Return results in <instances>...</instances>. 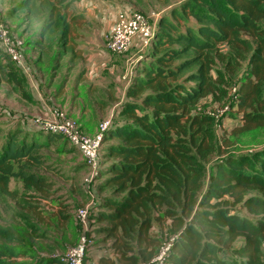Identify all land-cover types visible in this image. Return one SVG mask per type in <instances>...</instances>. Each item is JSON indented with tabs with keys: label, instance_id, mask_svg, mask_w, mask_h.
<instances>
[{
	"label": "trees",
	"instance_id": "trees-1",
	"mask_svg": "<svg viewBox=\"0 0 264 264\" xmlns=\"http://www.w3.org/2000/svg\"><path fill=\"white\" fill-rule=\"evenodd\" d=\"M72 2L17 0L8 11L21 16L23 31L40 21L39 39L32 42L42 64L57 63L67 53L74 59L68 43L73 23L83 17L71 13ZM176 6L154 22L152 50L140 63L142 75L130 82L104 131L106 162L100 160L92 179L105 173L97 188L113 189L99 197L91 188V243L84 264H156L161 246L171 238L162 264H264V147L238 158L230 151L245 134L264 129V0H180ZM47 50L52 51L50 60ZM185 73L183 83L174 84ZM35 94L29 91V98L39 106ZM224 106L228 109L214 132V117ZM2 112L8 114V109ZM39 116L47 115L16 111L12 125L17 128L0 139V264H64L49 255L58 248L48 249L47 242L62 243L58 236L64 239L67 224L82 233L76 211L71 217L59 206L47 217L36 205L28 209V241L37 245L27 244L26 234L16 227L21 223L13 221L27 218L15 210L14 178L34 190L38 201H53L52 182L31 169L42 167L45 159L38 150L49 144L37 142L36 135L69 143L62 134L37 126ZM21 133L34 139L17 141ZM245 212L259 217L252 221ZM3 213L10 219H3ZM94 220L104 224L101 241L111 239L104 252L94 246ZM44 230L53 232L51 239L42 238ZM228 249L238 259L221 254Z\"/></svg>",
	"mask_w": 264,
	"mask_h": 264
},
{
	"label": "rangeland",
	"instance_id": "rangeland-1",
	"mask_svg": "<svg viewBox=\"0 0 264 264\" xmlns=\"http://www.w3.org/2000/svg\"><path fill=\"white\" fill-rule=\"evenodd\" d=\"M16 1L17 0H0V21L10 31L11 36L15 40L14 41L15 46L18 47L19 50H21L23 49V46L22 44L19 43L18 39H16L17 37L16 34L20 35L21 32L23 33L24 27L21 26L20 24L21 16L19 15L11 16L8 13L9 9L13 7ZM76 1L77 0H73L71 4V13L75 15L77 14L82 15L78 11V8L76 6ZM179 1L180 0H126V5L130 6L133 10L139 11L140 13L144 14L146 17H148L149 22L152 23L150 14L156 12L155 16L160 17L161 15L166 13L171 7H177V9H179L178 6H176L179 3ZM85 15L86 14H83L82 15L83 18L79 21L76 20L72 26L71 39L69 40L68 44L73 46V49H74L73 58L87 59L91 56L93 52H95L94 49L97 46H101L103 48L106 43V40L104 41L103 39L104 37L100 36L99 34V30L101 28L99 23L91 20L90 18H86ZM43 17H46V16L44 15ZM85 19L87 21L84 25L83 23ZM40 24L41 23L38 20H35L31 24V26L27 30V38L25 40V43H28V45L32 46L33 45L32 41H35V39L36 40L39 39L37 38V36H38V30H39ZM190 24L194 25L193 21H191ZM51 44H55V42L52 41ZM29 49L30 47H28V50H26V53H27L26 55H28ZM51 50H47V53L49 54V60L51 58L50 56L52 53ZM106 52L109 53L107 49H106ZM149 53H148V56H149ZM109 54H110V57L115 61L117 66L125 60V56H122L121 54H119V56L111 55V53ZM113 54H118V53H113ZM66 57L67 58L70 57V61H68V65L71 66L74 63L73 59L71 58L72 54L68 53ZM148 60H150V58ZM52 63L53 62H51L48 65L42 64L41 62L38 63L39 64L38 70L43 74V77L47 78L48 74L50 73V70L52 71V69L50 68ZM0 66L2 67V70H3L2 72H0V131H1L0 139L4 140L7 138L9 131H11L12 129L15 130L17 128L16 126L12 125L13 123H15V120H14L15 118H13V115L16 114V111H25V113L28 114V110H27L28 108L29 109L35 108L36 110L35 112H33V110H30L32 111L33 115L34 114L44 115L45 110L40 104H38L39 106L34 105L35 100H33V97L31 98L33 100L31 102L29 98L30 90H28L27 88V82H26L27 80L24 78V75L16 68L15 64L10 59V56L7 53H5V51L2 48H0ZM135 66L133 68L129 67L130 72L133 71L134 73L137 66H139V63L136 64ZM84 67H85V64H83V68ZM121 70L122 68H118V70L115 72L120 73ZM7 71L12 72V76L15 78L13 81L11 80L12 77L8 75ZM59 74H60V77H63L62 71H59ZM113 74L115 75V73ZM105 76L108 79L111 78L110 75L106 74ZM185 76H186V73L180 75V77L174 82V84H177V83L182 84ZM225 77H227V74ZM185 85H187V83H185ZM70 90H71V94L75 93L73 89L70 88ZM76 93H80L82 102L88 101L84 90H80V92L76 91ZM105 94L106 92H103L101 90L97 91V95L99 97H103V95ZM35 96L37 95L35 94ZM208 100L211 101V98H209ZM2 107L8 109V114H5L2 112L3 111ZM48 107H52L53 111H54V108L55 110L61 109L58 106H56L53 102H50ZM62 111L65 112L64 109ZM70 118L74 122H76V124L80 128L81 133L85 135L86 137H94V135L99 131L100 124L106 120L104 117L99 119L96 131L95 133H93L94 135L92 136V135H88L87 133L88 131L85 132V130L76 120H74L72 117ZM214 119L216 122V126H213L214 132H215V127L218 130V124L220 121V116H218V113L215 115ZM221 121L223 124H229V120L225 118H223ZM21 138H25L28 141L31 140V138L34 139L31 135L28 136L25 133H21L18 136L17 141L20 140ZM35 140L37 142L42 141L44 143H49V144L46 147H43L38 150L39 153L43 154L44 159H45L42 167L38 169L31 167V169L37 172L38 174L46 177L48 180H50L53 184V189H55V193L53 195V201L46 200V199H43L42 201H38L37 193L31 188H28V189L24 188L23 183L18 178H14L11 182V188L17 192V202H16L15 210L17 211V213H23L27 215L26 219L23 217H17L13 221L16 223L17 222L21 223L20 225L16 227L21 228V230L26 234L25 237L27 241L25 242H28L27 244H30V246L37 245L35 240L31 239L33 244H31L28 241L30 239V234H32V231L30 230V228H26V225L29 226L30 225L29 223H31L30 219L32 215L30 214L28 209L32 205H36L38 209L46 217L49 213L55 211V206H59L62 209V211L60 212L70 214V216L73 217V212L75 213L78 207L79 208L80 207L89 208V205L93 202V195L91 194L92 187L94 189L96 188L97 194H99L100 196L103 193L109 195L108 194L110 193L109 191H112L113 189V188H106L103 190L98 189L97 183H99L104 178L105 174L101 173V175H99L98 178L89 179L91 175L93 174L94 169L84 164L81 153L75 148L72 149L70 144L67 143L65 140H63L62 138H51V137L47 138L46 136H43V135L42 136L36 135ZM259 141H262V142H259ZM254 143L256 145L253 146ZM261 146L264 147V129L256 130L253 133L245 134L244 136H242V138L239 139V141H237V146L234 147V149L230 148V151H234L237 154L235 158H238L239 155H242V153L250 152L252 150L255 151ZM102 147H103V144L101 141L99 156H100L101 163L104 164L106 162V159L104 158L103 160ZM208 162L210 166L211 162L210 161ZM209 166H206V168H208ZM246 171L250 173L249 170L246 169ZM88 185L90 186L89 188H87ZM255 192L256 190H253L251 193H255ZM90 197H91V201H89ZM11 205H13V203H11ZM100 208H101V211H106L103 205ZM3 214H4L3 217H5L3 219H10L9 213L8 214L3 213ZM243 214L245 217H247L248 219L252 221H256L257 218L259 217L258 215L249 214L246 212ZM101 225H104V224L97 223L95 220L92 223V230L94 232V236L96 237V240H95L96 242L94 243V246L97 247L99 250L106 249V248L108 249L109 242L111 241V239H108L106 241H101L103 238L102 236L104 235V233L99 232V227H101ZM44 232L49 237L45 236V233H42L43 235L42 238L51 239L50 237L53 236V232L51 230H44ZM78 234L80 233L78 232V230L76 232V229L73 228L72 224H67V230H66L65 237H64L65 240L62 239L60 236H58V239L61 240L62 243L57 244L53 240H52L53 242H47L48 249H52L53 247L58 248V250L54 249L55 251L50 252L49 255L52 256L54 253H57V251H59L58 253H60V249L62 247H64L65 245L69 246L75 243L77 241ZM14 235L18 236V232H15ZM56 236L57 235L55 234L54 237ZM240 240L241 239L239 238V240L236 241L235 244H238ZM39 241H41L42 243H45V241H43L42 239H39ZM7 243L9 245H19L16 242L11 241V240H8ZM28 251H29L28 254L31 255L32 250L30 249ZM221 254L226 255L228 259H229V254H230V257L232 256L235 259H238L236 256L232 254V251L230 249H228V251H225ZM24 258L27 259L29 257L27 256ZM31 263L32 261H24L22 264H31Z\"/></svg>",
	"mask_w": 264,
	"mask_h": 264
},
{
	"label": "crops",
	"instance_id": "crops-1",
	"mask_svg": "<svg viewBox=\"0 0 264 264\" xmlns=\"http://www.w3.org/2000/svg\"><path fill=\"white\" fill-rule=\"evenodd\" d=\"M76 6L80 14H86V18H90L99 23L101 27H99V34L104 37V41L119 11L131 8L126 5V0H77ZM155 14L156 12L150 14L153 23L155 22ZM86 21L85 19L84 25ZM16 36V39L23 46L20 57L23 66L19 70L27 80L26 82L30 87L31 93L37 94L38 104L45 107L44 115L49 114L48 110L50 107L48 106L50 102H53L62 110L64 109L70 117L82 126L85 132L88 131V135L92 136L96 131L99 119L102 117L110 118L113 109L117 108L126 99L127 87L130 82H133L135 78L142 75L140 72V63L143 62V59L146 60L148 58V50H150L147 46L142 45L140 37L135 36L132 38L130 47L125 52L111 54L125 56V60L118 66L110 57V54L106 52L105 45L103 48L97 46L94 49L95 52L87 59L74 58V63L71 66L68 65L70 57H66L68 55L67 53L57 63L53 62L51 64L50 68L52 71L50 70L47 79L38 70L39 61H37L36 49L33 45L31 46L25 43L27 31L21 32L20 35L16 34ZM28 47L30 49L28 55H26ZM138 63L139 66H137L134 73L133 71L130 72V68H133ZM83 64H85L84 68ZM118 68H122L120 73L115 72ZM59 71L63 72V77H60ZM106 74L110 75L111 78H106ZM70 88L75 91L74 94H71ZM80 90L85 91L88 99L87 102H82L80 93H76V91L80 92ZM98 90L106 92V94L103 97H99L97 95ZM109 96L113 97V101H111ZM27 110L29 113H32L30 110H33V112L36 111L35 108H28ZM109 192L111 193V191ZM104 195L105 193L99 197ZM105 250L102 249L103 252ZM94 258L96 259L97 257ZM96 261L97 259L94 263Z\"/></svg>",
	"mask_w": 264,
	"mask_h": 264
},
{
	"label": "built area",
	"instance_id": "built-area-1",
	"mask_svg": "<svg viewBox=\"0 0 264 264\" xmlns=\"http://www.w3.org/2000/svg\"><path fill=\"white\" fill-rule=\"evenodd\" d=\"M158 17H154L156 22ZM154 24V23H153ZM149 22L148 17L139 11L130 9H123L119 11L114 22L112 23L109 33L106 37L105 47L111 54L125 52L132 43V38L140 37L143 46L149 47L151 44L154 27ZM14 39L10 31L0 21V44L1 48L10 56L12 62L19 68L23 65L21 63V51L15 46ZM22 69V68H21ZM228 109L227 106L218 108V116H221L224 111ZM47 116H39L34 119L37 126L47 133L62 134L73 148L77 149L83 158V161L94 169L93 174L89 179L94 177L100 168V143L104 135V131L110 126L111 117L100 124L99 131L94 137H86L80 131L79 126L70 117L66 115L61 109L54 111L52 107L48 110ZM76 218L82 227V233L76 244L68 246L63 252L54 253V257L60 258L64 264H84V255L89 248L91 238L88 235V208L80 207L76 210ZM173 238L170 239L172 241ZM164 243L158 255L155 258L156 264H162L164 256L169 249L171 242Z\"/></svg>",
	"mask_w": 264,
	"mask_h": 264
}]
</instances>
